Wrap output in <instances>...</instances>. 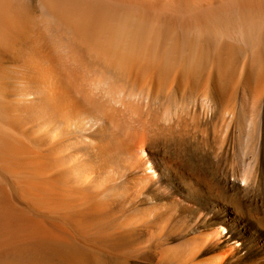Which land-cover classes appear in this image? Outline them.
<instances>
[{"label": "bare ground", "instance_id": "1", "mask_svg": "<svg viewBox=\"0 0 264 264\" xmlns=\"http://www.w3.org/2000/svg\"><path fill=\"white\" fill-rule=\"evenodd\" d=\"M50 16L79 44L66 63L50 56ZM33 41L36 54L22 48ZM23 62L45 97L11 129L5 79ZM94 67L208 109L138 125L134 101L108 103L85 144L59 110ZM237 101L259 107L249 168L234 120L220 135ZM37 106L50 127H35ZM141 204L184 225L138 219ZM0 264H264V0H0Z\"/></svg>", "mask_w": 264, "mask_h": 264}, {"label": "rangeland", "instance_id": "2", "mask_svg": "<svg viewBox=\"0 0 264 264\" xmlns=\"http://www.w3.org/2000/svg\"><path fill=\"white\" fill-rule=\"evenodd\" d=\"M38 7L41 13L42 7ZM50 17L52 19V16ZM53 19L50 23L51 25L49 29L46 31L45 40L47 42L48 48L50 49V56L52 57V59L54 61H56L57 59L58 63H66L71 57L72 50L77 49L79 44L76 40L73 29L65 26V24H63L59 20ZM124 28H126L127 30L131 29L130 27H128V29L127 26ZM25 44H27V42ZM37 45L38 43H36V41H33L23 46L22 48H24L26 51L32 52L33 54L35 52L36 54V52H40L39 49L42 48ZM5 48L6 47L3 46V49L6 53V49L8 47L6 49ZM11 50L13 51V49ZM6 55L9 56L8 53H6ZM37 57H39L38 60L40 61V65L48 64V62L44 58H41V55L39 53L37 54ZM27 63L28 62H23L22 64L16 65H14L13 63H9L10 65L8 64L9 67L7 77L5 79L6 89L5 93L3 94V96L5 97L3 98L6 99L5 101H9V103H11V106L9 105V107H7V113L5 112L6 116L9 114L8 112H11V114L8 115V121H11V123L4 120L3 125L11 129H18V127L21 126L20 124H18L19 122L16 123V121H18L17 116L19 117V114H22V110L23 108H25V105H27V107H35L38 104V101H43L45 97L44 84L42 82L36 83L31 80L34 75L35 68L31 67ZM40 68L41 66H39L38 70ZM111 71L112 70L110 69H102L101 67L90 68L89 71L87 69H83V72H85L86 74L83 75L84 77H81V80L79 82L80 87L75 97L77 100H75L74 103H69L67 105L68 107H63L64 105H62L59 110L61 111V113L63 112V114L67 111L70 113L71 111L73 112L72 115L74 114V117L76 118L74 122L76 125L74 126L79 131V133L85 136V144L89 145L92 142V138L89 137L86 132L88 133V130H90L92 127L95 128L99 113L101 111L100 108L102 109L108 103H118L121 101L129 100H131L132 102L134 101V103L139 106V112L137 111V113L139 114L136 113V115L134 116V123L138 125L140 124L139 121H143V119L146 117V114L149 110H156L159 112L161 117L166 118L169 114H173L174 112L179 110H187L194 107H196L195 110L198 111H206V109H208V103L206 100L196 101V99L190 95H187L181 99L173 98L166 91H161L159 94L157 93L154 95H150L146 88L133 85V83L128 81L121 72L117 71V74L119 73V75H115V77H112L110 74L112 73ZM232 105L228 107V110L225 109L222 113L223 115H221L220 119L222 120H220L219 122V129L221 133L220 135H225L231 120H234L236 129L235 136L237 147V161L241 162V160L244 159V161L247 163V167L249 168L256 152L257 133L259 128V107L257 106L252 110H246L238 101L233 103ZM36 108L35 112H37L36 114L39 113L38 118L40 119L37 118L34 121L35 123L33 122L35 127H50V120L46 117L47 113L49 112V108H44V110L40 109L39 106H37ZM46 109L48 110V112ZM42 115L44 118L42 117ZM136 116L140 118L136 119ZM142 116L144 117L142 118ZM24 123L26 122H21V124ZM25 127H29V123ZM246 145H248V148L246 147ZM86 149L88 150L89 146H86ZM85 158H87V156H85ZM148 208L149 207H145V205L141 204L139 205V207H137V209L133 211V213L135 214V216H138V219H154L156 222L155 225H184L182 223V220L179 218L173 220L172 211L170 210L169 212L167 210V212L159 213L158 211L154 210V208Z\"/></svg>", "mask_w": 264, "mask_h": 264}]
</instances>
